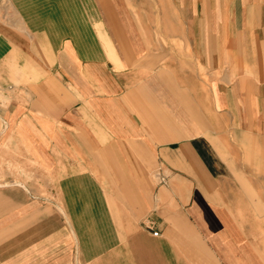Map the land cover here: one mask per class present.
<instances>
[{
	"label": "crops",
	"instance_id": "1",
	"mask_svg": "<svg viewBox=\"0 0 264 264\" xmlns=\"http://www.w3.org/2000/svg\"><path fill=\"white\" fill-rule=\"evenodd\" d=\"M0 264H264V0H0Z\"/></svg>",
	"mask_w": 264,
	"mask_h": 264
},
{
	"label": "built area",
	"instance_id": "2",
	"mask_svg": "<svg viewBox=\"0 0 264 264\" xmlns=\"http://www.w3.org/2000/svg\"><path fill=\"white\" fill-rule=\"evenodd\" d=\"M156 235H158V232H155Z\"/></svg>",
	"mask_w": 264,
	"mask_h": 264
}]
</instances>
